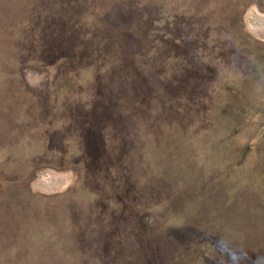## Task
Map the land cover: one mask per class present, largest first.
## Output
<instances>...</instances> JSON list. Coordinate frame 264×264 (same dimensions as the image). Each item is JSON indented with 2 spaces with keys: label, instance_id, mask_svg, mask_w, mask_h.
Wrapping results in <instances>:
<instances>
[{
  "label": "rangeland",
  "instance_id": "1",
  "mask_svg": "<svg viewBox=\"0 0 264 264\" xmlns=\"http://www.w3.org/2000/svg\"><path fill=\"white\" fill-rule=\"evenodd\" d=\"M0 264H264V0H0Z\"/></svg>",
  "mask_w": 264,
  "mask_h": 264
}]
</instances>
